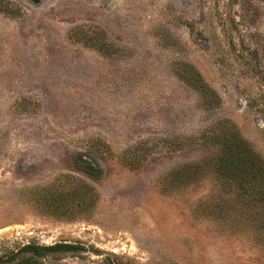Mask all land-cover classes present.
Listing matches in <instances>:
<instances>
[{
	"label": "rangeland",
	"instance_id": "rangeland-1",
	"mask_svg": "<svg viewBox=\"0 0 264 264\" xmlns=\"http://www.w3.org/2000/svg\"><path fill=\"white\" fill-rule=\"evenodd\" d=\"M216 126L264 162V0H0V264H264Z\"/></svg>",
	"mask_w": 264,
	"mask_h": 264
},
{
	"label": "trees",
	"instance_id": "trees-1",
	"mask_svg": "<svg viewBox=\"0 0 264 264\" xmlns=\"http://www.w3.org/2000/svg\"><path fill=\"white\" fill-rule=\"evenodd\" d=\"M202 137L204 142L214 141L220 147V152L211 165L214 174L230 181L238 189L230 205L226 204L221 208H224L228 217L234 216L239 222H246L248 219L254 230L264 232V162L256 156L237 130H229L227 126H216L207 130ZM206 165V162L189 164L180 170H175L174 173L184 174L187 178L191 177V173L194 176L199 174L201 176L205 172ZM82 248L83 245L69 242H56L50 245L29 243L21 247L20 252H23L21 257L16 260L14 256L6 257L5 262L40 264L39 257L46 253L61 254ZM0 260H4V257L1 256Z\"/></svg>",
	"mask_w": 264,
	"mask_h": 264
}]
</instances>
